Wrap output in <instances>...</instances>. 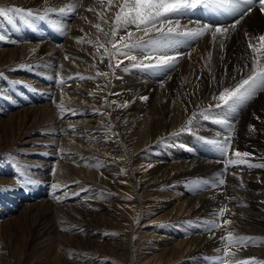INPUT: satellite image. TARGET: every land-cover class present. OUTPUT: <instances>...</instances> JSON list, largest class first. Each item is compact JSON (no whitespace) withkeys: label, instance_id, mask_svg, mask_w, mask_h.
I'll use <instances>...</instances> for the list:
<instances>
[{"label":"rangeland","instance_id":"obj_1","mask_svg":"<svg viewBox=\"0 0 264 264\" xmlns=\"http://www.w3.org/2000/svg\"><path fill=\"white\" fill-rule=\"evenodd\" d=\"M19 1L20 0H0V7H18L16 4ZM43 1L45 0H41L39 3H43ZM75 1L77 0H69V3L73 4ZM114 1L115 0H113V2ZM55 2L56 0H52L49 2V5H55ZM86 2L93 6L95 10H99L98 5L100 3H98V0H86ZM44 9L45 11H37L32 8H25V10H31L35 14L34 17H27L22 13H10L8 16L0 18V36L4 37L3 40H0V111L2 110L0 112V125L5 121H11L12 119L9 118V116L12 113H15V115H17L18 117V122L15 123L13 126L3 125L2 127L5 129L7 128L8 131L12 132L11 136L14 137L1 135L2 130L0 131V221H2L1 217L3 216V213L9 214L12 217L11 219H9L10 225L7 231V238H4L2 244H0V247H6L7 254L9 253V251H12L11 258L9 260H5V264H69L67 263L68 259L74 260L70 261L71 264H94V262L91 261L92 259L88 260L82 258L88 255L92 257L94 256L95 258L100 257L102 260L106 262L108 261L110 264H127L123 256L119 255V259H117L114 256H109L107 251H105L106 245H108L111 241L117 240V238L121 237H126L125 239L127 241L128 247H130L134 261H136L135 264H143L140 260L143 258V256H145V254H143V251L148 252V250H145L144 247L147 243H149L148 236L146 235V233H148V231L151 230L156 224L154 222L148 225L145 224V222L152 220L151 216H146V213L148 211L147 203H149V201L146 198L141 197L136 192L139 191L141 187V182L139 180L138 174L136 173V165L135 163H133L131 154L135 150L134 144L139 145L138 141L133 140L134 143L132 145L131 140H125V137L123 139L121 138L119 141V148L122 151L124 157L121 156L120 159H118V162L117 160L116 162L112 160V162H114L115 165L119 166L120 163H122V166L120 168V174L126 175L128 173L134 185V189L132 184H130L129 182H125V184H122L120 186L119 191H117L116 189L111 187L109 179L103 176L105 174V170L104 167L102 168L101 166V161L103 159L106 160V157H102V154H104L103 151L105 149L103 148L104 142L102 143L101 141L98 142L95 139H89L85 135V133H79L76 135L77 138L82 139V137H84L86 140H90L91 146L96 147L93 150L96 152V154H99L101 156L100 157L99 155H96V157L100 158L99 161L101 163L99 161L95 163L97 165L99 164L100 167H88L90 170L94 171L98 169V172H96L99 173L95 182L94 180L93 182H88V188H93L91 190V193L93 191L95 193L92 196L94 203L92 202V204L88 207H82L81 212L72 209V206L69 207L70 204L73 205V199L76 200V198L81 196V194L84 195V190L81 191L79 187L81 185L80 183H74L77 181H73L72 183H63L62 181H60L63 180V178H61L62 175L60 173V170H58V165H54V167L56 168H50L51 170L48 169L50 170L48 171L47 167L46 169H44L42 166H39L37 169H33L30 165L33 163L28 161H65V156H67L68 153L70 154L72 151L74 152L72 148L73 146L71 144L62 141L65 135H68L67 130L63 129L64 127L61 125L60 127H62V131L64 130L63 133L61 129L57 128V130H59L60 132H58V134L51 135L46 131L43 133L42 131H40L41 128L38 130V128L34 126L38 124V122L36 123V121L41 115L42 118L43 116H46V114L44 113V109L49 110V105H51L52 109L54 110L53 113L56 115L55 118L59 121L65 119L64 117H58L59 114L62 113L61 109L69 108V106H72L77 110H83L84 112L80 111L79 116L81 115V112L86 113V111L84 110L86 106L85 104H83L82 106L73 105L71 101L65 98V94L72 95L73 93H79L77 91L78 89L73 90L72 86L69 85H84V83L86 82L88 85V82L92 81L94 86L101 83L99 87L102 88L103 96L106 93L104 106H109L111 109V111L106 114V109H101L100 106H96V109L94 108L95 111H93V113L95 114V118L93 119L99 118V116L103 115L106 118H108L107 116H110L111 123L109 125L111 128V132H114L115 130L118 131L124 126V123L122 122L124 121V118L122 117L124 106L122 105H124L126 99L132 95L131 92H128L129 94L126 93L125 89L130 87L132 84L141 82V86L139 88L141 96L139 98L141 102L146 103L142 105L144 106L142 109V113L144 115L146 113V116H144L145 118L143 120L137 121L134 128H137V126L142 123V125H145L146 131L149 132L146 137H151L155 131V126H153L152 131L150 129V121L152 120L153 122H155L156 116L152 113L153 109L150 105L151 101L149 100H151V98H153L155 95L157 96L158 104H156L155 109H157L158 112H161L162 118H165V109L163 103L165 102L166 96L169 93L174 92L176 88L177 90H180L182 88L183 81L178 76L181 75V72L184 69L182 68V65L180 66L179 64H177L175 66V69L170 72L167 69L160 70L155 68L129 67L128 69H126L127 67H124V65L130 62L124 57L120 56H117L112 59V64L114 65V67L109 68V59L107 54L114 50L112 49L110 43L112 39L110 35L111 31L109 32L108 28L107 32L102 26V19L105 18L104 16H106V13L103 14L99 10V13L101 12V17L96 20L91 15H89L88 17V14L86 12L87 15H85V18L90 20V23H87V25L86 23H83V33L80 31H71V28H73V26H71V23L74 21V19L72 20L71 16L69 18L67 16L68 13L66 14V12H64L63 14H60V10L51 11L50 8L46 7H44ZM116 10L117 9L114 8V12ZM105 11L107 12V9ZM188 17L181 19V30H185L183 26L187 25L188 29H192V25H190V22L187 20L190 18ZM88 20L86 22H88ZM96 24L100 25L102 31H98L95 27H93V25ZM131 30L135 33L133 39L142 35V33L137 32L134 27H132ZM104 33H109L110 37H105L106 39L108 38V40L107 42L103 43L104 47H102V53L100 55L98 53L97 55L89 54V56L79 54L76 59L77 61L80 60L81 62H83L81 64H83L88 70V76L84 75V77L86 78L83 80L79 79L78 76L75 80L68 78L70 76L73 77V75L76 76L75 74L77 73L80 76H83V74H85L84 71H78L76 73H72V75L71 73L65 71L70 70V68L66 69L65 66H63L62 64L61 67H58L56 65L54 66V58L51 59L49 57V46H52L55 43L60 46L62 43H65L66 40H68L71 43H74V45L80 46L81 44V46L87 50V48H93L94 45L96 46L99 43L103 42L105 40L103 38L105 36ZM123 35H125V31L121 30L118 33L116 40L119 41L120 36ZM56 37L57 39H55ZM39 45L43 47L42 50L39 49ZM53 47L54 46H52V48ZM45 49L48 50L45 51ZM218 53L219 51L217 52V54ZM69 54L70 53L67 50L65 56H71V54ZM101 56L105 57L103 62H101ZM211 57H213V54L211 55ZM257 57H259V54L257 55ZM119 60H123V63L116 67L115 65ZM148 62L149 61L145 63ZM252 62L253 59L250 61V65L245 66V68L247 69L246 72L239 78H236V82H238L242 77L246 78L247 75L251 73ZM261 63H264V60H262ZM51 65H53L55 68L58 67V70L54 69V67ZM130 66L132 65L130 64ZM198 66L206 67L204 63L199 64ZM49 68L51 70L50 72L48 71ZM60 68H63L62 76L59 74L56 75V72L59 73ZM141 71L143 73H140ZM98 72H107L108 75L106 77L98 76ZM64 73L67 75H65ZM63 74L64 78H62ZM222 75L224 76L219 80L216 79V77L219 76L215 77L216 81L214 83L213 90L211 91L212 93H214L212 95L210 94V96L219 95V91L217 90V88L223 86V81L225 78V74ZM87 77H92V79H89ZM60 78H67L70 81H66V84L62 87L59 83V80H61ZM175 80L179 81L178 83L175 82V84H173ZM185 82L187 83L188 80H186ZM68 86L71 87L69 88V90ZM116 88L117 90H115ZM224 89L225 88H223L221 91H223ZM208 91L209 90L207 86H202L199 89L198 95L192 94L190 100L194 101L196 99V96L200 97L204 94H208ZM117 93L119 95H116ZM83 95L84 94H82V96ZM147 95H150V97L146 101L141 99L142 97H147ZM182 101L183 102L180 106L182 114L187 115L188 107L190 108V101L187 94H184ZM211 101L213 102L216 100H214L212 97V99H210V102ZM33 106L37 107L36 111L29 115V118L23 116L25 115V110ZM225 107L231 110V107ZM225 107L223 109H226ZM219 109L221 108H210V106H208L207 109H202L199 112L195 111V113L193 111V113H191L187 117L186 122H184L185 124L180 127V129L182 130L181 133L185 134L189 138L187 139V142H185V140H183L182 138L178 141L176 139L173 140L175 142H166L165 140L169 139L170 137L172 138L173 136H177L173 135V133H171V135L169 136L167 134L168 138L163 140L161 144L149 147L147 151L142 153L144 155V159L142 157L140 158V160H144L151 164H158L159 162L163 161L162 159L165 157L170 158L176 155V158H178V152L176 153L178 148L180 149L178 145L179 143L182 144V141H184L185 144H182V147H186L188 150L198 151L195 154H199V156H196L195 159L200 158L207 162L213 161L212 163H215L217 165L220 164V170L222 171L223 175H221V173V177L219 175L218 179H226L225 185L221 187L223 189H227L228 184L231 182V179H229L231 178L230 172L234 169L231 170V167L229 166V171L224 170L226 166V163H224V161L227 162L225 157L221 156L219 152L215 149V147L208 142L211 140H220L215 138L216 136H213L209 131H205L206 129L202 128L204 127L203 124L202 126L200 124L199 127V124L194 123L197 121V119L204 120L203 116L208 113H217ZM86 117H84V119H87ZM225 117L222 115L218 118L223 119ZM79 118L82 119L81 117H78L77 119ZM227 120L231 122L230 119ZM249 122L247 121L245 123H242L241 125V134L242 137L244 136L243 139L247 141L248 144H253L255 142H264V138H262L260 135L255 136V133L257 132L255 130L253 131L250 129L249 126L253 125ZM203 123L208 124L206 128H211L214 125L218 126L219 128H217V133L219 132V129H224V127L227 126V124L224 125L209 121H203ZM117 125L120 128H118ZM225 129H227V127ZM166 131L167 128L164 130V132ZM121 136L125 135L121 134ZM31 138L58 139L57 146H52V149H55L53 151L54 154H51L52 156L50 154H46L48 153V144L50 143L48 140H41V142L38 140L36 142H28ZM13 139H15L16 141L12 145L14 147H8L7 149H5L9 142ZM24 142H28L30 143V145L25 144ZM159 146L163 150L162 153H159L157 150ZM31 147H33V149H36L32 150L33 153L29 152L30 150H22V148L31 149ZM19 148L22 151H27L31 154V156L22 155V152L18 150ZM95 152L91 154H95ZM75 153L76 152H74L73 154ZM32 154H35L36 157H32ZM229 154H231V151H229L227 155L229 156ZM169 158L168 161L170 163H175ZM83 159L79 160L76 163H81ZM107 160L109 159L107 158ZM82 163V165L85 164V167L89 166V163L87 161L85 163ZM125 164L127 165L126 167L124 166ZM2 167H4L5 171H3L4 169H1ZM177 167V164H172L171 166H169L168 170L169 172L174 173L176 172ZM243 167L245 169L249 168L247 167V165H243ZM250 169L252 168H249V170ZM21 173H23V176L21 175ZM195 176L197 182H199L200 180H204L203 182L205 184L213 180L208 175L198 174ZM177 177L178 175L173 174L170 178L174 180L177 179ZM25 178L27 180H30L31 182H25ZM229 180L230 182H228ZM53 184L58 185V188L56 189H62V193L70 192L71 194H68L67 198L57 200L52 199V201L51 197L54 196L56 198V195H60V192H56L55 194L49 192V190L52 189L51 185ZM132 189L134 190V193ZM179 189L180 191L186 190L185 188ZM211 189H214V187H212ZM10 191H14V193H11ZM18 192L19 194H17ZM73 193H79V196H74ZM85 193L88 192L85 191ZM10 196H13L15 199H13V197L10 198ZM46 199L49 200V202L47 201L46 204H52L55 206L62 207L59 208V210L57 211H51L49 213L45 211V209H42L39 207V205H37L39 202H41V200L46 201ZM25 203L35 204L31 212H25ZM143 204L144 206H142ZM63 205H65L66 207ZM223 209L224 216L220 217V219L216 221V223L222 225L220 228L216 229L217 237L221 247V253L217 254V256L214 255V258L218 259L219 262H222V259H226L228 263L233 262L234 264L235 260L248 258V256L241 254L242 250H240V248L253 247L256 244V246H258L259 241L261 243H264V237L260 236L259 238H253L255 241L253 243H249L246 247L240 244H237L235 246H229L226 240L220 239L221 236H226L228 232H232L234 238L249 235H241L238 231L228 228V225L223 223L229 213L228 206H224ZM159 225L165 226V224L162 222L159 223ZM156 251V254L162 253L161 250ZM226 251H231L236 255L234 257H226L224 255ZM77 255H79V257ZM83 259L85 260L82 261ZM197 263L200 264L201 262L197 261ZM259 263L264 264V258L257 262V264Z\"/></svg>","mask_w":264,"mask_h":264},{"label":"bare ground","instance_id":"obj_2","mask_svg":"<svg viewBox=\"0 0 264 264\" xmlns=\"http://www.w3.org/2000/svg\"><path fill=\"white\" fill-rule=\"evenodd\" d=\"M40 1L41 0H20L16 5L18 7L21 6L23 9L32 8L37 11H45L44 7L50 8L51 11H58L59 8H62L64 9V11H59L61 12L60 14L66 12V14L68 13L67 16L69 18L71 16L72 20L74 19V21L71 23V26H73V28H71V31H80L83 33V23H86V25L87 23H90V20L86 19L85 15L88 14V17L89 15H91L97 20L101 17V12L103 14L106 13V16L102 14L105 17L103 19L101 18L103 20L102 26L106 31L108 30V28L109 32L111 31V17L113 16L114 8L109 9L108 0H98V3H100L98 5L99 10L101 11L100 13L98 9L97 12V10H95L93 6L87 3L86 0H77L73 4L69 3V0H56L55 5L52 6L49 5V2L52 0H45L43 1V3H39ZM251 7L252 11L250 12V14L245 16L244 19L241 20V22L237 25L235 31H230L227 34V38L219 36L218 34L217 40L213 42L211 33H206L202 38H199L198 42L189 41L190 44H193L190 57L189 55H187L189 51L187 46H181L179 49H177V51L185 53V55L180 58L178 63L180 66L182 65V68L184 69L182 70L181 75L178 76L183 81V86L180 90H177L176 88L174 92L169 93L166 96L165 102L163 103L165 109V118H162L161 112H158V110L155 109L156 104H158L157 96L155 95L153 98H151V100H149L151 101L150 105L153 109L152 113L156 116L155 122H153L152 120L150 121V129L152 130L153 126H155V131L154 133L152 132L153 135L151 137H146L149 132L146 131L145 125H142V123H140L137 128H134L136 122L143 120L145 118L144 116H146V113L145 115L142 113V109L144 107L142 105L146 103L141 102L139 98L141 96L139 91L141 82L132 84L130 87L125 89L126 93L131 92L132 95L126 99L128 103L127 106H124L122 116L124 118V121H122L124 123V126L118 131L115 130L114 132H111V128L109 125L111 123L110 116H107L108 118H106L103 115L99 116V118L93 119L95 118V114L93 113V111H95L96 106H100L101 109H106V114L111 111V109L109 106H104L106 93L103 96L102 88L99 87L101 83L94 86L92 81L88 82V85L87 82L84 83V85H69L72 86L73 90L78 89L77 91L79 93H73L72 95L65 94V98L71 101L73 105L82 106L83 104H85V109H83L86 111V113H82L84 111L81 109L77 110L76 108L69 106V108H63L64 110L61 109L62 113L59 114L58 117H64L65 119L59 121L55 118L56 115L53 113L54 110L52 109L51 105H49V110L44 109V113L46 114V116H43L42 118L41 115L36 121V123L38 122V124H36V126L34 127L38 128V130L41 128L40 131H42L43 133L46 131L51 135L58 134V132L60 131L57 130V128L61 129V125L64 127L63 129L67 130L68 135H65L62 141L71 144L73 146L72 148L74 152H76L75 154H73V151L71 152L72 154L68 153L67 156H65V161H28L33 163L30 164L33 169H37L39 166H42L44 169H46L47 167V170L50 168L55 169L56 167H54V165H58V170H60V173L62 175L61 178H63V180L60 181H62L63 183H72L73 181L80 180L79 183L81 185L79 187L81 191L84 190V195L81 194V196L76 198V200L73 199V205L70 204L69 206H72V209L76 211H81L82 207H88L92 204V202L94 203L92 196L95 193L94 191L91 193V190L93 188H88V182H93V180L95 182L99 173H97L98 169L96 170V172L94 170H90L89 168L92 166H95L96 168L97 164L95 163L100 160V158L96 157V155L99 154H96V152L93 150L96 147L91 146L90 140H86L84 137H82V139L77 138L76 135L79 133H85V135L89 139H95L96 141H101L102 143L104 142V154L100 152L102 154V157H106V160L102 158L104 161L101 159V166L102 168L104 167L105 170V174L103 173V176L109 179L111 187H113L117 191H119L120 186L122 184H125V182H129L133 185L128 173L126 175L120 174L122 163L119 162V166L115 165L114 162H112V160L115 162L117 160L118 162V159L123 156L122 151L119 148V141L124 137L125 140H131V145L134 143L133 140L138 141L139 145L134 144L135 150L131 154L133 163H135L136 165V173L138 174L139 180L141 182V187L139 191L136 192L141 197H144L149 201V203H147L148 211L146 213V216H151L152 220L145 222V224L148 225L153 222L156 224L151 230L148 231V233H146L149 243H147L144 247V249L148 250V252L143 251V254H145V256H143V258L140 260L143 264H199L197 263V261H200V264H221L218 259L214 258V255L217 256V254L221 253V247L217 237L216 229L215 231L210 232L208 231L206 226L220 219V217L217 216V213L224 206H228L229 212L225 220L232 221V223L228 225V228L238 231L241 235H249L252 238H259L260 236L264 237V203H261L262 201H264V168L253 167L249 170V168L245 169L243 165L230 166V169L234 170L230 172L231 178L229 179H231V182L230 180L228 181L230 183L228 184V187L226 186L227 189H223L221 186H218V189L217 187H214V189L207 188L205 187L206 184L203 182L204 180H200L199 182L196 181L195 175H208L213 179L212 181L218 182V180L220 179H218V176L222 173V171L220 170L221 166L220 164L217 165L215 163H212L213 161L207 162L200 158L195 159L196 156H199V154H195L198 151L188 150L186 147H182V144H185V142H187V139L189 138L185 134H182V130L180 129V127L185 124L184 122H186L187 117L191 113H193V111L199 112L202 109H207V107L211 106V104L214 105V103H218L217 101L210 102V99L214 97L210 96V94L212 95L214 93H212L211 91L213 90L216 76H219L216 77V79L219 80L224 76L222 74H225L223 86L217 88V90L220 92L223 88L234 87L238 83L235 81L236 78H239L246 72L247 69L245 68V66L250 65V61L253 59V53L251 49L248 48V43L251 41L254 45L259 47L260 42L258 41V37L260 35H264V13L260 11V5L258 3H254ZM74 8L75 12H73ZM90 8L94 9L95 11H88V9ZM105 8L107 9V12L105 11ZM189 17V19L187 20L190 22V25H192L191 28L198 27L199 24L197 22L213 23L217 20V17L215 15H209L206 10L203 9L196 10L195 13L190 15ZM87 20L88 22H86ZM105 20H107L108 22L105 23ZM219 21L224 24H230L234 22V18L219 17ZM245 33H248V36H245ZM105 37L106 36L103 37L105 39L103 42L99 43L96 46L94 45L93 48H87V50L83 48L81 44L80 46L74 45V43H71L68 40H66V42L62 43L60 46L56 43V45L51 44L55 48H52V46L48 45L50 48V51L48 52L50 55L49 57L51 59L54 58V66L56 65L58 67H61L63 65L66 69L70 68V70H65L68 73L72 74L78 71H84L85 74H83V76H88V70L83 64H81L83 62H81L80 60L77 61L76 59L79 54L89 56V54L97 55L98 53L100 55L102 53V47H100V45H103V43L107 42L108 40V38L106 39ZM108 37L110 36L108 35ZM55 39H57V37ZM221 43L224 45L223 48L220 47ZM39 49L42 50L43 47L39 45ZM66 49L71 54V56H67L68 59L65 58V55L67 53ZM47 50L45 49V51ZM218 51L219 53L217 54ZM212 54L213 57H211ZM258 54L259 53H257V55ZM141 60H144V58L142 56H138V62ZM144 62H147V60H144ZM203 63L206 67L198 66L199 64ZM130 64L131 62L124 65V67H127L126 69H128L129 67L133 68L132 66H130ZM57 68L54 67V69ZM63 68H60L59 73L56 72V75L59 74L62 76ZM48 71H51L50 68ZM140 73L143 72L141 71ZM64 74L62 78H64ZM77 74L75 75L77 76ZM65 79L63 80L67 82L70 81L68 80L69 78ZM186 80H188L187 83L185 82ZM178 81L179 80H175L173 84H175V82L178 83ZM69 86L68 90L69 88H71ZM202 86H207L209 93L204 94L200 97L196 96V99L194 101L190 100L192 94L198 95L199 89ZM115 90H117V88ZM82 94L84 95L82 96ZM184 94L188 95L190 101V108L188 107L187 115H183L180 108L183 102L182 98L184 97ZM147 97L149 98L150 95H147ZM36 108V106L27 108L26 110L24 108L25 115L23 116L29 118V115L34 113L36 111ZM73 110H75L77 114H72ZM80 111L82 112L79 116ZM14 115L15 113H12L9 116V118L12 119L11 121H5L0 125V131L2 130L1 135H12V132L8 131L7 128L5 129L2 127L3 125L13 126L15 123H17L18 117L17 115H15L14 118ZM211 115L216 118L221 117L222 115L224 117L228 116L226 118L230 119V121L233 123V130L229 131L227 125V129H225L226 127H224L225 130L219 129V132L217 133V128L219 127L214 125L211 128H206L208 124L203 123V121L205 120L197 119V121L194 123L199 124V127L200 124L201 126L203 124L204 127L202 128H205V131H209L213 136H216L215 138L220 141L224 140L228 136L231 137V154H229V156H224L226 161L228 159H237V157L233 155L232 150H238L240 152H249L250 154H252L250 157L246 158L250 161V163H264V142H255L253 144H248L247 141L243 139L244 136L242 137L241 134L242 123L250 121L249 123H251L255 127V131L257 132L255 133V136L260 135L262 138H264V91H257L251 99L238 102L233 108L231 107V110H229L228 108H221L215 114L214 112H211ZM77 116L81 117L82 119H77ZM84 117H86L87 119H84ZM257 117H259V119H257ZM118 128L120 127L118 126ZM166 128L167 131L164 132ZM171 133L177 136H173L172 138L170 137L169 139L165 140L169 135H171ZM121 134L125 136H121ZM181 138L185 140V142L182 141V144L179 143L178 145L180 147V149L178 148V150L181 151H176V153L178 152V158H176V155L170 158L165 157L162 159L163 161L159 162L158 164H151L144 160H140V158L142 157L144 159V155L142 153L147 151L149 147H152L154 145L157 146L158 144H161L163 140H165L166 142H175L173 140L176 139L178 141ZM37 140L40 142L41 140H48L50 143L48 142L49 149L48 153L46 154H54L53 151L55 149H52V146H57L58 139L31 138L28 142H36ZM14 142H16L15 139L11 140L5 149H7L8 147H14L12 146ZM28 142L24 143L30 145V143ZM18 150L22 152V155L31 156L30 153L22 150H30L29 152L33 153L32 150L36 149H33V147H31V149L22 148V150H20L19 148ZM157 150L159 153H162L163 151L160 146L157 148ZM93 152H95V154H91ZM32 157H36V155L32 154ZM107 158L109 160H107ZM168 158L173 160V162L175 163H170L168 161ZM81 159H83L82 162L84 163L87 161L89 163V166L85 167V164L82 165V162V164L76 163ZM224 163L226 162L224 161ZM126 164L124 165L125 167L127 166ZM172 164H177L178 166L176 172L174 173H171L168 170L169 166H171ZM1 169L3 170L4 167H2ZM3 171H5V169ZM173 174L178 175L177 179L173 180L170 178ZM221 175H223V173ZM179 188H185L186 190L180 191ZM133 189L132 191L134 193ZM61 191L62 189H50L49 192H51L52 194L60 192V195H56V198H54V196L51 197V200L64 199L67 198L68 194H71L70 192H63L65 193L63 194ZM85 191H87L88 193H85ZM11 193H14V191ZM17 194H19V192ZM12 197L13 196H10V198ZM13 199L15 198L13 197ZM47 201L49 202V200L47 199L46 201L41 200V202H39L37 205H39L40 208L45 209V211L49 213L51 211H57L62 207L52 204H46ZM24 206L25 212H31L35 204L25 203ZM142 206H144V204ZM1 218L2 221H0V244H2L4 238H7V231L10 225L9 219H11L12 217L9 214L3 213V216ZM161 222L164 223L165 226H160L159 223ZM125 238L126 237H121L117 238V240L111 241L108 245L105 246V251H107L109 256H114L117 259H119V255L123 256L127 264H135L136 261H134L132 252L130 250V247H128ZM254 241L255 240L253 239L252 243ZM256 245L253 247L240 248V250H242L241 254H244L248 257H256V259H258L257 262L262 260L264 258V243H261L259 241L258 246ZM1 247L0 264H5V260H9L11 258L12 251H9L10 254H7L6 247ZM156 250H161L162 253L156 254ZM77 256L79 257V255ZM82 258L88 260L92 259L91 261L94 262V264H110L108 261L106 262L100 257L95 258L94 256L92 257L88 255ZM85 259H83L82 261H84ZM70 261L74 260L68 259L67 263L71 264ZM228 264H233V262Z\"/></svg>","mask_w":264,"mask_h":264},{"label":"snow or ice","instance_id":"obj_3","mask_svg":"<svg viewBox=\"0 0 264 264\" xmlns=\"http://www.w3.org/2000/svg\"><path fill=\"white\" fill-rule=\"evenodd\" d=\"M258 3L260 5V11L264 13V0H108L109 9H117L112 19L111 26V46L114 51L107 54L109 63L108 67L112 68V59L120 56L128 59L131 62L132 67L140 68H155L169 72L175 69V66L179 63L180 58L185 55L177 51L181 46H187L189 51L187 55H191V49L193 44L189 41L198 42L199 38H202L206 33H211L212 40H217V35L227 38V34L230 31H235L237 25L249 15L252 11V5ZM203 9L209 15H215L217 20L213 23H200L198 27L188 29L187 26H183L185 30H181V19L195 13L196 10ZM61 12L64 9H59ZM88 11H95L94 9H88ZM75 12V8L73 9ZM10 13H22L27 17H34V13L31 10H25L19 7H0V18L8 16ZM219 17H233L234 22L230 24H224L219 21ZM105 23L108 21L105 20ZM98 31H102L99 24L93 25ZM135 28L137 32L142 33L141 36L133 39L135 33L131 30ZM124 30L125 35L120 36L119 41L116 40L118 33ZM108 36L109 33H104ZM248 36V33H245ZM4 37L0 36V40ZM260 42L259 47L254 45L251 41L248 43V48L253 53V62L251 73L246 78H241L238 83L231 88H225L219 92L218 96H214L213 99L218 101L215 105H211L210 108H224L225 106L233 107L236 103L244 100L251 99L257 91H264V35L258 37ZM91 43V42H89ZM104 47V45H100ZM220 47L224 45L221 43ZM142 56L144 60L149 61L145 63L144 60L138 62V55ZM259 53V57H257ZM68 59V57H65ZM104 56H101V62L104 60ZM123 60H119L116 63L118 67ZM98 76H107V72H98ZM78 78L83 80L86 77L77 74ZM77 76L69 77V79L75 80ZM92 79V77H87ZM59 83L63 87L66 81L61 79ZM91 95V93H90ZM116 95H119L118 93ZM142 100L146 101L148 97H142ZM114 103V101H113ZM127 101L122 106H127ZM72 114H77L73 110ZM63 118V117H61ZM205 121L214 122L218 124H227L229 131L233 130V123L229 122L227 118H216L211 113L203 116ZM259 119V117H257ZM191 123V122H189ZM251 130H255L254 126H249ZM221 156H227L231 150V137H226L223 141L211 140L208 141ZM233 155L237 159H228L225 166V171L229 166L247 165L249 168L259 167L264 168V163L254 164L250 163L248 157L252 154L249 152H240L238 150H232ZM100 167V165H97ZM23 176V173H21ZM25 182L30 183V180L25 178ZM76 183H79L77 181ZM225 185L224 179H219L218 182L210 181L205 187L212 188ZM53 189H56L58 185H51ZM74 196H79V193H73ZM55 198V197H54ZM261 203H264L262 201ZM218 217L224 216V209L221 208L218 213ZM226 225L232 223L231 220H225L223 222ZM222 225L216 222H212L207 225L208 231H214L220 228ZM221 240H226L229 246H235L240 244L247 246L252 242L253 238L249 236H239L234 238L232 232H228L226 236H221ZM226 257H234L236 254L231 251H226L224 254ZM221 264H228L227 260L222 259ZM234 264H257L255 257H248L245 259H238L234 261Z\"/></svg>","mask_w":264,"mask_h":264}]
</instances>
